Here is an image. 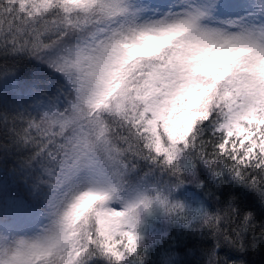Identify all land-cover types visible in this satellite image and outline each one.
<instances>
[{
  "label": "snow or ice",
  "instance_id": "1",
  "mask_svg": "<svg viewBox=\"0 0 264 264\" xmlns=\"http://www.w3.org/2000/svg\"><path fill=\"white\" fill-rule=\"evenodd\" d=\"M256 249L264 0H0V264Z\"/></svg>",
  "mask_w": 264,
  "mask_h": 264
},
{
  "label": "trees",
  "instance_id": "2",
  "mask_svg": "<svg viewBox=\"0 0 264 264\" xmlns=\"http://www.w3.org/2000/svg\"><path fill=\"white\" fill-rule=\"evenodd\" d=\"M151 2H156V0H151ZM245 259L247 264H264V251L260 249L251 251Z\"/></svg>",
  "mask_w": 264,
  "mask_h": 264
}]
</instances>
